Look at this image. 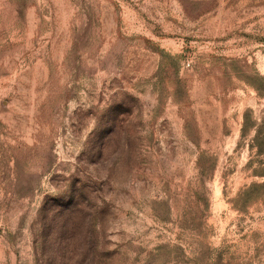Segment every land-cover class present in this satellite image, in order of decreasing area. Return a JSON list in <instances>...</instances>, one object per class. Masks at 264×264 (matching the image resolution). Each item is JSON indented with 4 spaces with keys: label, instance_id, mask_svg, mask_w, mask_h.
<instances>
[{
    "label": "rangeland",
    "instance_id": "1",
    "mask_svg": "<svg viewBox=\"0 0 264 264\" xmlns=\"http://www.w3.org/2000/svg\"><path fill=\"white\" fill-rule=\"evenodd\" d=\"M0 264H264V0H0Z\"/></svg>",
    "mask_w": 264,
    "mask_h": 264
}]
</instances>
